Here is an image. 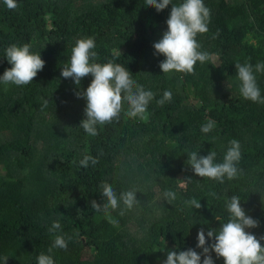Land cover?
Listing matches in <instances>:
<instances>
[{
	"label": "trees",
	"instance_id": "obj_1",
	"mask_svg": "<svg viewBox=\"0 0 264 264\" xmlns=\"http://www.w3.org/2000/svg\"><path fill=\"white\" fill-rule=\"evenodd\" d=\"M17 2L9 10L0 0V76L12 66L5 56L12 44H29L46 63L29 85L0 82V264L6 258L7 264H38L41 253L55 264H163L171 250L202 252L199 230L207 238L228 220L226 202L233 195L259 221L246 231L264 236V104L242 97L235 67L264 62V0H204L211 20L197 40L212 60L197 62L194 75L164 74L165 57L155 54L171 4L158 12L146 0ZM88 37L96 42V62L118 57L114 62L154 93L146 121L126 116L125 105L118 122L97 125L95 137L80 127L87 100L76 93L93 77L77 86L61 72L77 40ZM256 78L264 96V73ZM165 90L173 99L159 106ZM209 120L215 128L205 134L201 127ZM233 139L241 144L238 178L221 184L187 164L191 151H215L222 162ZM85 154L99 157L97 165L81 167ZM103 182L118 195L138 189L139 205L123 216L97 212L91 202L105 203ZM169 190L177 196L172 203L164 197ZM192 198L202 208L185 203ZM57 220L61 230L49 232ZM56 235L72 239L67 250L49 253ZM211 255L214 264H225L214 250Z\"/></svg>",
	"mask_w": 264,
	"mask_h": 264
},
{
	"label": "clouds",
	"instance_id": "obj_2",
	"mask_svg": "<svg viewBox=\"0 0 264 264\" xmlns=\"http://www.w3.org/2000/svg\"><path fill=\"white\" fill-rule=\"evenodd\" d=\"M4 4L9 10L19 7L17 0H4ZM172 5L170 16L167 19V30L162 38L154 43L155 54L163 55L165 59L160 62V68L164 74L173 71L184 74H195L197 62L204 64L212 60L211 55L206 51H201V44L197 37L209 31L211 20V9L206 6L204 0H183L182 3L174 4L173 0H146V6H154L158 12L163 11ZM96 42L94 38H81L77 40L72 48L70 65L64 66L61 72L62 77L72 78L77 86L81 84L83 78L93 77L86 91H78V97L87 100L85 117L80 127L91 137L97 136V125L111 124L119 121L122 110L127 105L125 115L130 118L148 119V107L155 98L151 90H145L138 84L125 66L109 60L107 63H99L97 60ZM5 56L12 65L6 69L0 82L4 85L26 86L29 85L42 71L45 60L40 53L30 51V45L12 44L5 50ZM237 77L240 82V93L246 100L264 104V96L257 83L256 73H264V62H258L254 66L251 63H235ZM173 94L165 90L163 97L156 101L157 105L163 106L171 102ZM49 101L44 100L42 109L48 106ZM215 128V121L209 120L202 125L201 132L207 134ZM222 162H216L217 153L211 151L208 155H199L197 151L188 152L189 164L194 173L202 178H208L223 184L225 180L232 181L242 175L243 169L239 167L242 159L241 144L233 139L229 142ZM102 154V153H101ZM99 157L85 154L79 161V165L87 168L89 165H97ZM102 195L105 203L100 204L92 200L91 206L97 212H108L119 210V215L123 216L127 211L138 206L140 200L137 197L136 188L122 191L119 195L107 182L101 184ZM216 197L215 192L211 193ZM164 197L169 203L176 200L174 191H166ZM218 198V197H217ZM121 203L123 208H121ZM185 203L195 209L202 208L200 201L195 198L185 201ZM229 218L226 222L221 217L216 216L217 220L222 221L219 229L207 231V238L212 239L209 245L205 235V230L201 228L198 232L197 248L202 252H197L193 248L186 251H168L167 259L163 264H214L211 252L214 250L217 257H223L225 264H264V246L261 240L264 236L257 238L246 229L256 228L259 221L246 214L241 206L239 196L233 195L226 202ZM115 223V221H112ZM61 230L60 222L54 221L49 228V232ZM71 236L65 239L63 235H56L52 246L48 249L51 253L54 248L67 250L68 241ZM204 257L201 261V257ZM38 264H55L50 254L41 253L38 257ZM7 264V258L5 259Z\"/></svg>",
	"mask_w": 264,
	"mask_h": 264
},
{
	"label": "rangeland",
	"instance_id": "obj_3",
	"mask_svg": "<svg viewBox=\"0 0 264 264\" xmlns=\"http://www.w3.org/2000/svg\"><path fill=\"white\" fill-rule=\"evenodd\" d=\"M140 227L139 226H136L134 229H139Z\"/></svg>",
	"mask_w": 264,
	"mask_h": 264
}]
</instances>
